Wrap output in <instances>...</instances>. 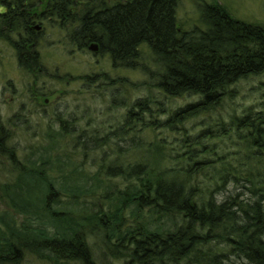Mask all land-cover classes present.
<instances>
[{
  "label": "trees",
  "instance_id": "1",
  "mask_svg": "<svg viewBox=\"0 0 264 264\" xmlns=\"http://www.w3.org/2000/svg\"><path fill=\"white\" fill-rule=\"evenodd\" d=\"M180 1L126 0L109 23L128 71L145 76L135 91L147 92L134 95L121 125L68 129L73 119L59 116L20 162L0 120V157L14 173L0 185V264L26 255L48 264H264V24L204 0L188 29ZM251 79L259 83L239 85ZM99 80L113 84L110 74ZM69 135L83 138L85 154L102 152L97 171L58 152ZM176 141L186 151L168 149Z\"/></svg>",
  "mask_w": 264,
  "mask_h": 264
},
{
  "label": "rangeland",
  "instance_id": "2",
  "mask_svg": "<svg viewBox=\"0 0 264 264\" xmlns=\"http://www.w3.org/2000/svg\"><path fill=\"white\" fill-rule=\"evenodd\" d=\"M202 1L204 0L180 1L176 16L183 26L190 29L194 24L199 23L200 11L198 6L201 5ZM217 1L225 4L233 14L241 19H257L264 22V0ZM42 52L44 57L38 62L41 65L39 69L42 67L47 68L45 72L49 74L44 72L40 74L39 71L31 72L27 67L20 66L18 62L2 63L1 65L0 86L7 84V81L11 80L15 89L5 94V98L8 101L0 107V120H2L4 128L11 135L10 140L7 142V147L9 146L18 151L19 158L22 161H24L23 159L26 160V150L30 146L45 143V140L42 139V134L46 132L49 125L53 130H57L60 125L57 122V117L60 116L66 120L68 118L73 119V125H68V129L102 128V132H104L110 125H121L124 122L125 113L134 95L147 94L145 91L141 93L136 92L133 85V83H140L145 77L142 72L130 69L129 71L122 69L113 70L109 65L103 64L97 70H99L98 72L105 71L109 73L113 81L111 83L113 84H102L99 80L100 82L95 81L91 82L89 86H84L83 83L87 84V82H84L79 76L84 75L89 69L90 58L88 56L81 55L80 53H61L59 49L58 51H53L48 49L46 45L43 47ZM150 54L151 52H146V56L149 58ZM125 78L131 83L129 85L131 93L126 96L127 105H113V97L118 96V100L124 98L123 81ZM242 83L247 85L259 82L258 80L251 79L249 81H242L239 85H243ZM40 93H44L45 96H40L41 98L36 99L35 95ZM47 99L48 101H46ZM173 102L184 104L186 100L177 99ZM200 119L201 116L195 118V124ZM199 129L200 126L196 125V129L189 133L196 134ZM163 134L168 136L174 133L170 132L168 134L164 132ZM144 135H146V131ZM148 135L151 136L149 133ZM69 137L70 135L67 137L68 140L63 141L65 146L60 147L61 150L58 152L64 155L66 154L65 149H69L73 156L70 159L73 164H75L74 162L76 164L82 162L84 167H87L91 171H97L93 158L98 160L103 155L102 152L93 155V151L90 149L85 154L81 143L83 138L78 141ZM175 138H180V134L175 132ZM176 142L175 146L171 145V148L168 147V149L176 147L180 149V152L186 151L182 149L180 142ZM208 143L212 144V142ZM229 145H232L231 142H229ZM52 146H55L53 142ZM155 155V152H150L152 159ZM113 157L111 155L110 158L112 159ZM124 159L127 164H130L129 156H126ZM0 163V185H2L6 181H11L14 173L10 171L12 164L8 158L2 159L0 157ZM53 164L56 165L55 163ZM50 172L53 175V172ZM5 208H7V204L4 203V199L0 194V210ZM20 264H48V262L43 258L39 259L35 257V255H26L24 261L20 262Z\"/></svg>",
  "mask_w": 264,
  "mask_h": 264
},
{
  "label": "flooded vegetation",
  "instance_id": "3",
  "mask_svg": "<svg viewBox=\"0 0 264 264\" xmlns=\"http://www.w3.org/2000/svg\"><path fill=\"white\" fill-rule=\"evenodd\" d=\"M124 4L125 0H0V71L2 63L18 62L31 72L49 74L38 63L45 45L53 51L88 56L89 69L79 76L84 82H99V75H108L97 70L103 64L127 71V50L108 40L113 38L109 23L122 19ZM11 82L0 86V107L8 101L5 94L15 89ZM40 96L45 94L35 95Z\"/></svg>",
  "mask_w": 264,
  "mask_h": 264
},
{
  "label": "bare ground",
  "instance_id": "4",
  "mask_svg": "<svg viewBox=\"0 0 264 264\" xmlns=\"http://www.w3.org/2000/svg\"><path fill=\"white\" fill-rule=\"evenodd\" d=\"M125 2H126V0H125ZM233 14V13H232ZM249 21H251V22H257V23H261V24H264V22H262V21H260V20H257V19H255V20H249ZM157 69H159V64H158V66L155 68L154 67V70H156V71H158ZM123 83H124V93H125V95L124 96H128V94H130L131 93V89L129 88V85H131V83L129 82V80L128 79H124V81H123ZM121 91V90H120ZM127 91H128V93H127ZM116 96V95H115ZM116 97H118V96H116ZM15 158H17L19 161H21L20 160V158H19V155H18V151H15ZM27 153V152H26ZM26 157V156H25ZM9 159V158H8ZM10 160V159H9ZM24 161H25V159H23ZM11 161V160H10ZM24 259H25V257L23 258V259H21V261L20 262H22V261H24ZM20 264V263H19Z\"/></svg>",
  "mask_w": 264,
  "mask_h": 264
}]
</instances>
